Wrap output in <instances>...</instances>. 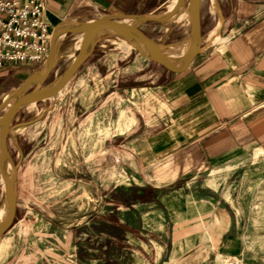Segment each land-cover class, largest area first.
<instances>
[{
  "label": "rangeland",
  "instance_id": "obj_1",
  "mask_svg": "<svg viewBox=\"0 0 264 264\" xmlns=\"http://www.w3.org/2000/svg\"><path fill=\"white\" fill-rule=\"evenodd\" d=\"M40 1V19L47 24L44 0ZM171 1L155 15L168 14ZM211 3L208 10V1L203 0L199 9L201 51L215 50L223 42L218 34V1ZM18 4L22 6L23 0ZM7 18L2 13V20ZM138 28L163 52L189 35V25L170 19ZM49 38L50 34L40 60L5 61L0 66V116L5 112L3 97L14 95L26 78L43 71ZM121 39L125 40L104 32L94 39L89 59L54 97L15 112L6 150L15 170L16 201L11 226L1 236L0 264H140L127 248L123 233L128 229L138 234L140 228L164 227L167 234L174 230L175 241L186 237L185 190L170 185L171 173L143 162L144 155L138 153L142 142L137 137L153 129L154 113L153 91L138 89L154 87L155 67L148 65L129 75L111 69L133 64V72L143 65L144 56L134 47L121 49ZM76 40L77 34L64 39L48 76L23 94L46 87L61 75L77 53ZM136 78L139 81H133ZM113 81L119 86H112ZM217 174L225 178L226 200L242 243L236 257H223L221 263L256 260L264 264V151H254L236 167ZM4 193L0 182V206ZM167 238L159 237V241L167 242Z\"/></svg>",
  "mask_w": 264,
  "mask_h": 264
},
{
  "label": "crops",
  "instance_id": "obj_2",
  "mask_svg": "<svg viewBox=\"0 0 264 264\" xmlns=\"http://www.w3.org/2000/svg\"><path fill=\"white\" fill-rule=\"evenodd\" d=\"M207 1L210 10L213 4ZM216 1L218 34L223 42L217 50H199L184 71L168 73L144 57L143 65L133 72V64L111 67L127 75L142 72L148 65L155 67L154 87L138 89L152 90L154 96L153 129L137 137L142 142L138 153L144 155L143 162L147 160L161 172L171 173L169 184L186 192L185 219L189 223L183 232L185 238L175 241L174 230L167 234L164 227L123 233L128 250L140 264H222L223 257H236L242 249L236 217L226 200V181L217 172L236 167L254 151H264V0ZM166 2L44 0V18L51 35L102 15L120 19L156 16ZM202 3L200 0L199 9ZM73 35H63L55 47V59L61 43ZM116 83L113 81L112 86H119ZM165 235L167 242L159 241ZM1 247L0 239V254ZM243 264L262 263L244 260Z\"/></svg>",
  "mask_w": 264,
  "mask_h": 264
},
{
  "label": "water",
  "instance_id": "obj_3",
  "mask_svg": "<svg viewBox=\"0 0 264 264\" xmlns=\"http://www.w3.org/2000/svg\"><path fill=\"white\" fill-rule=\"evenodd\" d=\"M199 1L200 0H187L186 9L189 15V35L191 42L189 49L185 56L182 58L179 66H172L167 63L159 46L147 38L143 32L138 28L139 24L144 23H162L169 20L177 10L185 4V0H177L174 9L162 16H134L122 18L135 20V24H123L116 20L117 17L111 15H102L87 23L79 24L72 28L60 29L52 32L49 38V52L45 62L43 71L40 74L34 73L26 78L23 83L15 91V100L12 105L0 116V177L3 180L5 186L4 198L7 202V213L3 220L0 221V237L9 229L13 221L15 211V187L14 178L15 170L10 161L9 155L6 150V137L9 133L10 122L15 112L21 108L30 104H36L54 97L69 81V79L75 74L77 69L83 64L91 53L94 45V39L100 34L107 31H111L126 41L132 44V46L145 58L154 62L168 73L176 74L184 71L192 59L196 56L200 50V21H199ZM59 32L64 34H80V44L77 49V53L67 68L57 77L51 84L46 87H35L30 92L23 94V90L28 85L42 83L48 76L54 65L55 59V47L54 39ZM139 42L145 46L147 53L142 52ZM5 160H8L12 173L9 179L3 174V164Z\"/></svg>",
  "mask_w": 264,
  "mask_h": 264
},
{
  "label": "built area",
  "instance_id": "obj_4",
  "mask_svg": "<svg viewBox=\"0 0 264 264\" xmlns=\"http://www.w3.org/2000/svg\"><path fill=\"white\" fill-rule=\"evenodd\" d=\"M40 0H0V66L3 62H35L45 57L48 26L40 19ZM2 13L8 14L2 20Z\"/></svg>",
  "mask_w": 264,
  "mask_h": 264
},
{
  "label": "bare ground",
  "instance_id": "obj_5",
  "mask_svg": "<svg viewBox=\"0 0 264 264\" xmlns=\"http://www.w3.org/2000/svg\"><path fill=\"white\" fill-rule=\"evenodd\" d=\"M176 3H177V0H172L170 2V5L168 7V12L169 13L174 9ZM123 19H125V20H123ZM116 20L118 22H120V23H123V24H135L136 23L135 20L126 19V18H121V19L120 18H116ZM170 20H172V22L181 23V24H184V25H189V15H188V11H187L186 7H184V6L180 7L177 10V12L170 18ZM107 32L111 33V31H107ZM63 35H64L63 32H59L57 34V36L55 37V39H54V44L57 45L58 42L63 37ZM80 36H81L80 34H77V40H76L77 44L75 46L76 49H78L79 44H80ZM210 40H213V38L210 39ZM120 41H121L120 42L121 49L128 50V49H131L133 47L132 44L129 43L128 41H126V40H122L121 39ZM190 42H191V37H190V35H188L186 40L183 43H181L179 46L171 47L166 52H163L162 51L163 49H161V47H159V49L162 51L164 57L167 60V63L176 67V66L180 65L182 58L187 53V51L189 49V46H190ZM139 45H140L141 49L145 53H147V50H146L145 46H143L140 42H139ZM200 52H201V50H200ZM29 86H31V85L29 84L28 87ZM14 100H15V95H5L3 97V104H4V107H5V111L12 105ZM32 106H34V104H30L27 107L29 108V107H32ZM11 173H12L11 165H10L8 160H5V162L3 164V174L5 175V177L7 179H9L10 176H11ZM0 182L2 183V186H4V183H3V180L1 179V177H0ZM4 192H5V186H4ZM6 213H7V202H6L5 198H4V201H3L2 205L0 206V221L4 219V217L6 216ZM0 239H1V237H0Z\"/></svg>",
  "mask_w": 264,
  "mask_h": 264
}]
</instances>
